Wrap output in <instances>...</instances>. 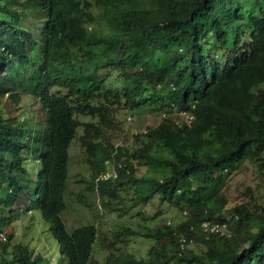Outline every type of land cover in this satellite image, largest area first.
Returning a JSON list of instances; mask_svg holds the SVG:
<instances>
[{"label":"trees","instance_id":"16d2710c","mask_svg":"<svg viewBox=\"0 0 264 264\" xmlns=\"http://www.w3.org/2000/svg\"><path fill=\"white\" fill-rule=\"evenodd\" d=\"M94 6L101 10V27H91ZM165 103L193 119L150 128L141 134L145 144L134 150L103 143L101 135L93 136L95 123L79 118L105 121L116 107ZM82 125L79 139L91 164L100 167L96 174L113 159L118 169L116 177L97 176L91 189L114 196L112 186L128 178L136 204L154 197L179 203L189 196L188 238L191 226L228 222L215 207L227 171L244 154L264 168V0H0V246L6 249L0 264H54L35 251L33 238L8 249L13 236L7 241L3 227L21 213L11 208L20 202L39 211L41 234L57 243L61 264H89L98 228L69 231L61 216L70 148ZM156 148L170 157L155 155ZM134 161L168 167L171 174L138 178ZM3 205L9 214L3 215ZM231 211L239 237L213 230L202 238L209 245L205 258L177 256L174 264H264V205ZM135 234L130 227L117 233ZM158 253L149 260L111 253L106 264H165Z\"/></svg>","mask_w":264,"mask_h":264},{"label":"rangeland","instance_id":"374dc122","mask_svg":"<svg viewBox=\"0 0 264 264\" xmlns=\"http://www.w3.org/2000/svg\"><path fill=\"white\" fill-rule=\"evenodd\" d=\"M93 9L96 20L94 25L91 24V27L103 26L104 22L99 20L101 10L95 6ZM37 18L36 14V25L40 27ZM34 24L35 19L30 15L28 27L33 28ZM2 73H5V68L2 69ZM159 89L161 88L159 87ZM28 103L31 105L30 99ZM14 104L10 99L7 100L9 108L13 107ZM14 113V109H11V114ZM36 114L38 115L36 118H42L40 104L36 105ZM188 115L187 112L170 108L165 103L160 107L157 105L142 106L135 109L116 107L105 121H100L99 118L91 115H84L79 118L84 123H95L98 130L93 136L101 135L100 141L103 143L111 144L115 149L126 147L129 150H134L145 144L142 133L147 132L152 127L159 126L164 121H172L182 125L186 120H190ZM84 131L85 125H82L70 148L68 189L65 194L67 206L61 216L69 231L85 225H95L98 228L99 238L94 245L93 256L89 264H106V259L111 253L115 256L131 254L139 260L142 258L149 260L152 259L155 252H159L158 256L163 258L165 264L180 262V258L177 256L193 258L199 255L201 258H205L209 245L203 242L202 238L208 237L213 230H218L222 236H226L228 239L240 236V232L236 229L231 218L232 208L238 205H246L257 209L264 205V168L261 166L262 161L250 160L244 154L241 162L227 171L228 176L224 179L220 190L221 198L216 200L215 204L216 208L224 210L228 222L207 224L204 226L205 228L200 225L194 227V230L189 228L191 236L188 238L184 227H186L190 217L188 207L193 203V199L189 196L183 195L179 203L168 201L165 203L159 197H154L146 204H136L137 196L133 185L131 183L125 184L128 183V178L119 179V182L124 183L123 186H112V189L116 188L114 196L106 194L102 196L97 187L94 190L90 188L91 185L100 180H97V176L116 177L118 169L113 159L104 162L106 171L96 174L100 167L96 170L91 164V157L79 139ZM153 153L157 156L170 157L161 148L154 149ZM36 163L32 162L30 167H34L37 165ZM132 164L138 178L165 179L171 174L168 167L140 166L136 161ZM34 173L31 188L36 185L35 169ZM104 203H107V206ZM26 206L24 202L16 205L13 203L11 206L21 213L19 215L12 214L8 224H4L3 231L6 233L7 241L10 235L13 236L8 249H12L16 242L29 241L30 238H33L32 245L35 246V251L36 249L42 251L51 262L61 264L57 243L49 237L45 239L41 234L39 211L37 212L31 203L28 207ZM2 207L3 215L9 214L8 211L6 212V209L10 208L9 205ZM128 227L135 231L134 236L128 238L117 235ZM150 231L154 235L158 232L163 234L158 233L154 237L140 235ZM184 238L187 239L186 242L180 243V239ZM4 250L6 249L2 244L0 246V260L5 257ZM182 264L187 263L182 262Z\"/></svg>","mask_w":264,"mask_h":264},{"label":"clouds","instance_id":"9594fccd","mask_svg":"<svg viewBox=\"0 0 264 264\" xmlns=\"http://www.w3.org/2000/svg\"><path fill=\"white\" fill-rule=\"evenodd\" d=\"M189 115H190V114H189ZM192 116H193V115H192ZM100 177H101V176H100ZM103 178L107 179L106 177H103ZM206 223H208V222H206ZM204 224H205V223H204ZM204 224H202V228H205V227H204V226H205ZM208 224H209V223H208ZM190 229H191V230H194V227L192 226V227H190ZM186 240H187L186 238H184V239H180V242L183 243V242H186Z\"/></svg>","mask_w":264,"mask_h":264},{"label":"built area","instance_id":"2783aa9c","mask_svg":"<svg viewBox=\"0 0 264 264\" xmlns=\"http://www.w3.org/2000/svg\"><path fill=\"white\" fill-rule=\"evenodd\" d=\"M191 116V117H190ZM189 119L188 122H190L192 119H193V116L192 115H188ZM208 223H205L204 225L207 226Z\"/></svg>","mask_w":264,"mask_h":264}]
</instances>
